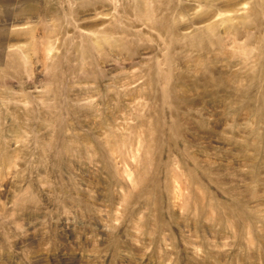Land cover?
<instances>
[{
	"label": "rangeland",
	"instance_id": "374dc122",
	"mask_svg": "<svg viewBox=\"0 0 264 264\" xmlns=\"http://www.w3.org/2000/svg\"><path fill=\"white\" fill-rule=\"evenodd\" d=\"M0 264H264V0H0Z\"/></svg>",
	"mask_w": 264,
	"mask_h": 264
}]
</instances>
